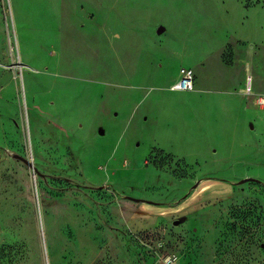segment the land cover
<instances>
[{"label":"rangeland","instance_id":"rangeland-1","mask_svg":"<svg viewBox=\"0 0 264 264\" xmlns=\"http://www.w3.org/2000/svg\"><path fill=\"white\" fill-rule=\"evenodd\" d=\"M258 98L264 0H0V264H264Z\"/></svg>","mask_w":264,"mask_h":264},{"label":"crops","instance_id":"crops-1","mask_svg":"<svg viewBox=\"0 0 264 264\" xmlns=\"http://www.w3.org/2000/svg\"><path fill=\"white\" fill-rule=\"evenodd\" d=\"M222 65L226 66L224 63ZM198 66V65H197ZM206 66V62L202 64V67ZM228 67H234V66H228ZM245 65L243 68L239 69V74L245 75L244 72ZM188 70L193 71L195 80H194V90L193 91H176L173 89V87L179 82L180 80V74L178 79L169 87L170 91H175L178 94H180L184 102L181 104L179 103L176 107L178 109V116L179 118L181 116L184 117V115L187 116L189 113L192 115H198L200 111V107H206V108H213L214 105L217 104L218 107L220 108H225V115L226 118H230L232 122V125L236 127L237 129H240L241 126V119H240V114L242 115L243 112H247L249 110V101H251V98L249 97V94H252L253 91L251 90L250 87L247 88V85L245 87H242V80L239 79V81L236 84H227V85H219L221 89H219V97L218 98H209L206 99L205 101H201V94L204 93V89L202 88L203 83H202V78L195 73V69L189 68ZM238 74V75H239ZM239 92V93H238ZM248 97H247V95ZM185 108L187 110L183 111L182 109ZM182 119V118H181ZM230 119L228 121H230ZM194 182V181H193ZM191 182V183H193ZM200 185V183H199ZM144 202H141L137 208L135 209L134 213L132 214L131 221L134 219V217L137 216V214L140 212V210L143 208Z\"/></svg>","mask_w":264,"mask_h":264},{"label":"built area","instance_id":"built-area-1","mask_svg":"<svg viewBox=\"0 0 264 264\" xmlns=\"http://www.w3.org/2000/svg\"><path fill=\"white\" fill-rule=\"evenodd\" d=\"M194 74L193 71L182 69L180 71V80L179 82L173 87L174 90L179 91H193L194 90ZM257 102L259 105L264 106V98H258Z\"/></svg>","mask_w":264,"mask_h":264},{"label":"trees","instance_id":"trees-1","mask_svg":"<svg viewBox=\"0 0 264 264\" xmlns=\"http://www.w3.org/2000/svg\"><path fill=\"white\" fill-rule=\"evenodd\" d=\"M251 229L248 227V228H246L245 229V233H247V235H249L250 236V233H251ZM251 237V236H250ZM251 238H248V241L250 240Z\"/></svg>","mask_w":264,"mask_h":264}]
</instances>
